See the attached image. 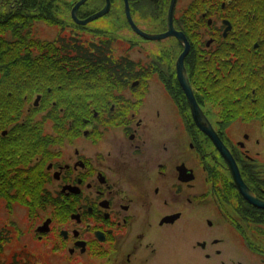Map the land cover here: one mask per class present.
Instances as JSON below:
<instances>
[{"label": "flooded vegetation", "instance_id": "flooded-vegetation-1", "mask_svg": "<svg viewBox=\"0 0 264 264\" xmlns=\"http://www.w3.org/2000/svg\"><path fill=\"white\" fill-rule=\"evenodd\" d=\"M2 43L0 264H264L178 73L264 204V0H0Z\"/></svg>", "mask_w": 264, "mask_h": 264}, {"label": "water", "instance_id": "water-1", "mask_svg": "<svg viewBox=\"0 0 264 264\" xmlns=\"http://www.w3.org/2000/svg\"><path fill=\"white\" fill-rule=\"evenodd\" d=\"M100 15L101 14L94 15V16L90 17L89 19H87V21L94 20L95 18L99 17ZM143 35L145 38H147L149 40H161V39H164L166 37V34H162V35H158V36L145 35V34H143ZM181 57L179 59V65H178V73L180 76L179 81H180L181 87L186 92V95H187L189 103H190L192 115H193L195 121L197 122V124L199 125V130L201 132H203L212 141V143L214 144V146L216 147L218 152L223 157L228 169L231 172V175L234 179V183H235L236 187L238 188L239 192L247 199V201L249 203H251L255 207L264 208L263 203L255 200L248 193V189L246 188V186L244 185V183L242 182V180L240 178L238 169L236 167V164H235L232 156L230 155V152L224 146V144L221 142L220 138L218 137V135L216 134L214 129L211 127L207 118L204 116V114L200 110L199 106L197 105L195 98L192 94L188 79L186 77H183V72L185 73V71H184V67L182 64V58Z\"/></svg>", "mask_w": 264, "mask_h": 264}, {"label": "rangeland", "instance_id": "rangeland-1", "mask_svg": "<svg viewBox=\"0 0 264 264\" xmlns=\"http://www.w3.org/2000/svg\"><path fill=\"white\" fill-rule=\"evenodd\" d=\"M230 134L232 137H239V138L244 135H251V140L248 142V146L249 148H251L255 138V128L254 127L250 128L249 126L246 125H237L232 127ZM258 140H259L258 151L263 154L264 149H263L262 141H264V138L261 140V138L259 137Z\"/></svg>", "mask_w": 264, "mask_h": 264}, {"label": "trees", "instance_id": "trees-1", "mask_svg": "<svg viewBox=\"0 0 264 264\" xmlns=\"http://www.w3.org/2000/svg\"><path fill=\"white\" fill-rule=\"evenodd\" d=\"M6 55H8V50L3 47V43H2V44H0V56H6ZM8 65H10V64H8ZM15 71H17V69H15ZM81 71H83V70H81ZM237 87H239V86H237ZM237 87L228 86L227 88L228 89H234ZM252 87L255 88L256 86L253 85ZM253 98H254V102H252L253 105L258 104V103L261 104V87H256V93L253 96Z\"/></svg>", "mask_w": 264, "mask_h": 264}]
</instances>
